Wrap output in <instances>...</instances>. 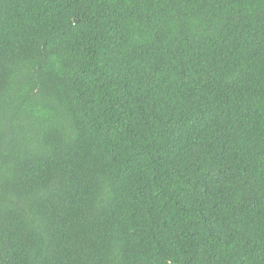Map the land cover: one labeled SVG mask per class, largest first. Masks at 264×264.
Returning <instances> with one entry per match:
<instances>
[{"label":"trees","instance_id":"trees-1","mask_svg":"<svg viewBox=\"0 0 264 264\" xmlns=\"http://www.w3.org/2000/svg\"><path fill=\"white\" fill-rule=\"evenodd\" d=\"M0 264H264V0H0Z\"/></svg>","mask_w":264,"mask_h":264}]
</instances>
